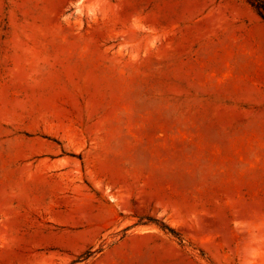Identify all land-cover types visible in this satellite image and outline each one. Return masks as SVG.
Segmentation results:
<instances>
[{
    "label": "rangeland",
    "instance_id": "1",
    "mask_svg": "<svg viewBox=\"0 0 264 264\" xmlns=\"http://www.w3.org/2000/svg\"><path fill=\"white\" fill-rule=\"evenodd\" d=\"M0 264H264L246 0H0Z\"/></svg>",
    "mask_w": 264,
    "mask_h": 264
},
{
    "label": "trees",
    "instance_id": "2",
    "mask_svg": "<svg viewBox=\"0 0 264 264\" xmlns=\"http://www.w3.org/2000/svg\"><path fill=\"white\" fill-rule=\"evenodd\" d=\"M264 21V0H246Z\"/></svg>",
    "mask_w": 264,
    "mask_h": 264
}]
</instances>
